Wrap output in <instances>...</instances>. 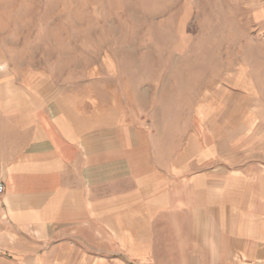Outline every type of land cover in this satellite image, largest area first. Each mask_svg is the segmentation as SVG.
Listing matches in <instances>:
<instances>
[{
    "label": "rangeland",
    "instance_id": "1",
    "mask_svg": "<svg viewBox=\"0 0 264 264\" xmlns=\"http://www.w3.org/2000/svg\"><path fill=\"white\" fill-rule=\"evenodd\" d=\"M244 126L263 164L264 0H0V163L68 128L124 156Z\"/></svg>",
    "mask_w": 264,
    "mask_h": 264
},
{
    "label": "crops",
    "instance_id": "2",
    "mask_svg": "<svg viewBox=\"0 0 264 264\" xmlns=\"http://www.w3.org/2000/svg\"><path fill=\"white\" fill-rule=\"evenodd\" d=\"M230 130L190 154L35 139L0 163V264H264V162Z\"/></svg>",
    "mask_w": 264,
    "mask_h": 264
},
{
    "label": "built area",
    "instance_id": "3",
    "mask_svg": "<svg viewBox=\"0 0 264 264\" xmlns=\"http://www.w3.org/2000/svg\"><path fill=\"white\" fill-rule=\"evenodd\" d=\"M2 191H3V185L2 183H0V194L2 193Z\"/></svg>",
    "mask_w": 264,
    "mask_h": 264
}]
</instances>
